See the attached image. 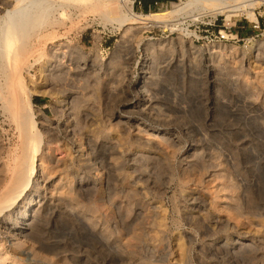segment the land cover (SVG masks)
<instances>
[{
    "label": "rangeland",
    "instance_id": "1",
    "mask_svg": "<svg viewBox=\"0 0 264 264\" xmlns=\"http://www.w3.org/2000/svg\"><path fill=\"white\" fill-rule=\"evenodd\" d=\"M132 1L136 14L178 3ZM253 12L256 21L185 19L188 33L66 21L54 42L65 47L63 74L53 95L31 97L47 128L95 142L73 165L93 223L61 216L49 226L66 253L87 264H264V5ZM0 135L5 148L16 141L1 105ZM47 148L64 158L56 142ZM0 248L3 260L28 251L1 235Z\"/></svg>",
    "mask_w": 264,
    "mask_h": 264
},
{
    "label": "bare ground",
    "instance_id": "2",
    "mask_svg": "<svg viewBox=\"0 0 264 264\" xmlns=\"http://www.w3.org/2000/svg\"><path fill=\"white\" fill-rule=\"evenodd\" d=\"M57 1L0 0V105L16 140L5 148L0 135V235L9 239L14 249H28L4 260L0 256V264H41L46 260L50 264H87L66 253L62 241L53 239V232H48L54 217L65 216L85 230L93 223L98 211L90 202L83 203L79 173L73 165L75 158L89 156L95 142L89 137L75 140L70 130H65V134L53 132L47 128L45 114L31 101L36 94L53 95L50 81L62 76L65 47L55 46L54 42L67 33L66 21L75 25L86 15H98L102 24L115 29L159 27L188 33L183 26L185 19L198 21L210 13L225 15L229 21L239 16L256 21L253 10L256 5H264V0H177L164 12L136 14L130 9L132 0ZM72 11L78 13L76 18ZM253 49L251 44L248 50ZM146 102L150 104V100ZM50 142L62 148L64 158H55L47 148ZM57 206L64 207V212L57 211Z\"/></svg>",
    "mask_w": 264,
    "mask_h": 264
},
{
    "label": "crops",
    "instance_id": "3",
    "mask_svg": "<svg viewBox=\"0 0 264 264\" xmlns=\"http://www.w3.org/2000/svg\"><path fill=\"white\" fill-rule=\"evenodd\" d=\"M141 1H148V0H141ZM141 1L134 0V5L139 6L140 8H150V7H153L154 5H158V3H149V4L140 3V4H138V2H141Z\"/></svg>",
    "mask_w": 264,
    "mask_h": 264
},
{
    "label": "built area",
    "instance_id": "4",
    "mask_svg": "<svg viewBox=\"0 0 264 264\" xmlns=\"http://www.w3.org/2000/svg\"><path fill=\"white\" fill-rule=\"evenodd\" d=\"M138 4H140V2H138ZM254 29H259V24L258 22H256L253 26ZM228 36L226 34H219V40H222V41H226L228 38Z\"/></svg>",
    "mask_w": 264,
    "mask_h": 264
},
{
    "label": "trees",
    "instance_id": "5",
    "mask_svg": "<svg viewBox=\"0 0 264 264\" xmlns=\"http://www.w3.org/2000/svg\"><path fill=\"white\" fill-rule=\"evenodd\" d=\"M141 1V0H139ZM164 0H148V1H141L140 3H144V4H149V3H159V2H163ZM146 9V8H144Z\"/></svg>",
    "mask_w": 264,
    "mask_h": 264
}]
</instances>
